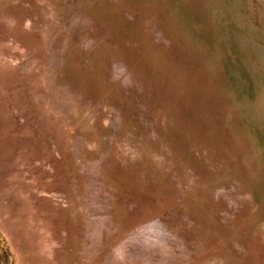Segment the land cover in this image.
<instances>
[{
	"label": "bare ground",
	"instance_id": "6f19581e",
	"mask_svg": "<svg viewBox=\"0 0 264 264\" xmlns=\"http://www.w3.org/2000/svg\"><path fill=\"white\" fill-rule=\"evenodd\" d=\"M42 1L41 2H34L32 0V4H31V1H30V4L33 5V8L36 9L38 13H41V10H43V15H44L45 12L48 10L44 6L51 5L52 8L54 6H53V2L50 0H46L45 1L46 3L44 1L43 2ZM78 1L75 0V2L77 4H78ZM81 1H79V2H81ZM103 1L106 2L107 0H103ZM108 1H111V0H108ZM119 1L120 0H116L115 2L111 1V4H109L107 6V2L105 4L104 3L100 4V0H96V1L95 0H88L87 5H89V7L91 9H93L94 12H96V13L98 12V15H100L101 17H104V19L105 18H106V20H112L113 19L114 22H116L115 24H117V26L119 28H121L122 32L126 33L127 35L129 34L128 37L126 36L127 38H130V35H132L131 39L134 40V43L136 44V45H134V48L139 49V51H140L137 58L141 61V64L146 63L145 62L146 58L147 59L150 58V56L148 55L149 54L148 52H152V53H155L157 55L156 56L157 58L153 59L154 61L150 58L152 60V61L150 60V63H153L152 66L147 63L148 67H150V70H148V74L147 73L143 74L144 76L142 74L138 75L139 77L141 75L143 76L142 80H144L145 78L148 79V81H146L145 84L149 88L148 91L146 90V88H142L143 90H139L140 96L143 95L145 99H146L147 95L149 96L148 100L142 99L140 101H141L142 105H145L147 107V108H145L147 111H149V112H147V114L148 113L152 114L151 111H155V113H157V115H159V114L162 115V117H163L162 131L163 130L165 131V129H166V131L170 129L168 139L167 138H165L166 140L164 139L166 142V145L164 143H162V145H160L159 149H157V148H154L157 146H155V144H153V142H152V149H149V147H146L149 149L148 151L150 152V155L145 154L144 151L140 153V155H139V156H141L140 157L141 158L140 166L138 168H134L133 170L138 171L137 173H139V172L142 173V171H143L142 166L147 165L146 167L150 168L149 173L152 172L153 178H148L144 174L142 175L145 177V179H143V180H144V184L146 185L147 188L146 189H142L141 187H139V188L141 189V191L142 190L144 191V194H143L144 197L141 195H138V194L132 195L134 198L133 199L134 205L132 204L133 206L129 207L127 212L130 214V217L132 214L136 215L138 213V211L141 209V208H139L141 206L139 204L141 202H145L146 200H150L154 204H156V202H158V204L160 205V208H158V206H156L157 209H155L158 212H163L164 210H167L170 208L176 209V206H177L176 211L174 212V210L173 211L170 210L169 214H171L172 216H175V218L178 216H182V218H184L186 221H188V224H191V227H194V225H196V223H198V225L202 226L201 228L199 227L201 230H203V236L201 239L202 242L201 243L199 242V243L201 244L200 246H202L201 249H203L206 254L204 253V254H202V256L200 255L201 256L200 261H203V262L205 261V264H264V12L261 11L264 7V5H263L264 0H232V2H230V0H122V2H120V3H119ZM71 2L72 1L70 0V2H68V3H71ZM84 2H85V0H84ZM4 3H5V0H4ZM82 3H83V1H82ZM82 3H80V4L82 5ZM114 3H117V6H114ZM17 4H18V2H17ZM17 4H16V6H17ZM18 5H20V4H18ZM1 6L3 7V5H1ZM5 6H9V2L7 3V1H6ZM10 7H12V6H10ZM18 7L20 9V6H18ZM18 7H16V8L13 7L12 9L10 8L8 10L9 11L8 13L12 12L15 14V17L17 16L18 20L14 17V19H16V22L17 23L20 22V25L15 24L14 29L16 30V32L14 33V36H13V32L15 30L11 33L12 35L9 34V36H8L7 29L10 30L9 27H11V26L8 25V23H6L7 26H5V22H9L10 20H13V17H11V16L9 17V15H7V13L5 12L6 10H3V9L0 10V20H1L0 21V27H1V29H0V46H2L4 48H5V46H3V44H6L7 43L6 41H9V40H7L8 39L7 36L9 37V39L11 38L10 41L8 42V45H10L11 49H13L12 46L14 47L16 44H18V42L15 41L16 38L19 39L22 33H24V34L27 33L28 29H31V27H32V26L28 25L30 22L25 23V25L27 26L26 27L27 29H25V28L23 29V27H21L22 23L24 24V22L20 18L22 16L18 12V10H19ZM237 7L239 8L240 14L243 16V19L241 18L242 16L239 17V15H240L239 11L237 12L235 10V8L237 9ZM31 8H32V6H31ZM43 8H45V9H43ZM5 9H6V7H5ZM63 9L64 10L60 11L63 16H65V15L68 16V14H71L72 12L74 13L73 8H72L73 10L71 8H69V9L63 8ZM254 9H257L258 11H256L254 13V11H255ZM126 10H131L132 12L136 13L137 16H134V17L128 16V17L124 18L122 16V13ZM24 12H26V11H24ZM255 14H256V16H255ZM54 16H55V13L53 11L48 13V17L53 18ZM87 16L90 19L94 20L93 27L97 28L98 30H102V28L106 25L105 22L101 23L100 18L93 15V13L92 14L89 13ZM13 21H15V20H13ZM157 21L163 22L162 29L160 32L161 35H160L159 40L152 42V33H153L152 28H153V26L156 25ZM11 23H13V22H11ZM85 24L87 25V21H84V25ZM12 26H13V24H12ZM74 26H75V24H74ZM13 27H11L12 30H13ZM47 27H50V26L49 25L45 26V28H47ZM72 27H73V25L72 26L70 25L67 27V31H66L67 34H71L73 32ZM31 33H32V31H31ZM32 34H30L31 35L30 38H28L29 37L28 34H26V36H27L28 40H30L29 44L31 42V45H35L36 44L35 42L36 41L39 42L40 40H37L38 38ZM114 35H115V33H114ZM116 35H117V33H116ZM121 35H123V33ZM26 36H25V38H26ZM39 38H41V37H39ZM18 39H17V41H18ZM119 40H121V39H119ZM14 42H16V43L14 44ZM22 42H23V39H22ZM118 42H119V44H118L119 46L122 47V45H124L120 41H118ZM26 43H27V41H26ZM20 44L22 45V43H19L18 45H20ZM18 45H16L15 48L18 47ZM29 46L30 45H28V47ZM126 46H128V45H126ZM2 47H1V49H3ZM23 47L24 46H21V48H23ZM102 47L103 48H101V49H97V50L95 49L96 55H94V54L90 55V56L87 55L90 59H94L95 57H97L101 60V62L98 60L100 62V64H99V62H94V60H93L95 65H96V63L98 64L96 66V69L99 68V71L96 70L98 77L101 75L100 79L98 78V80H99L98 82H96L97 80L94 81L97 87L99 85L100 91H102L103 89L106 90L107 85L110 86V84H112L113 78L115 77L114 72L120 70V68H118L117 65H114L113 63L109 62L108 60H104V56L107 54H110V55L113 54L117 58V61L119 63H120V61L128 62V61H126L127 60L126 56H128V55L125 56V55L120 54L119 51H116V48H114V47H113L114 49L113 48H107L106 46H103V45H102ZM115 47H117V44L115 45ZM129 47H131V46H129ZM23 49H22V52H23ZM33 49L37 50L34 47H31L30 50L32 51ZM43 49H44V51L43 50L39 51V54L43 53L42 56L45 55V51H46L45 48H43ZM27 50H29V49H27ZM24 51H25V49H24ZM26 51L23 52L24 55H28L31 53V52L26 53ZM8 52H9V50H8ZM10 52H12V51H10ZM20 52H18V54ZM126 52H128V54L134 53L133 50H128ZM3 53H5L3 55H7L6 54L7 50L3 51ZM36 53H38V52H36ZM3 58H4V56L2 58L0 56V62ZM5 58H7V56H5ZM8 58L10 60V58H12V57H10V55H9ZM68 58H70L71 62H73V54L68 55ZM74 59H75V57H74ZM103 61H104V63H103ZM6 63H7V61H6ZM88 66L91 67V65H88ZM163 66L165 69L163 68ZM15 67H18V69H22V68H20V65H16ZM60 68H62V67H60ZM192 68H194L195 71H194V76H192V78H191L190 72L192 71ZM83 69H85V70L83 72L80 71V73H79L80 75L78 77H81L83 80H89V83H90V80H92L93 77L92 78L89 77L90 74H88V72L92 71L91 72V74H92L95 69L94 70H91L92 68L89 70L87 68H83ZM140 69L143 71L142 67H140ZM146 69H147V67H146ZM70 70H72V69H70ZM144 70H145V68H144ZM15 71L13 68L10 69V73L12 76H13V74L17 73ZM76 72H78V71H76ZM98 72L100 75L98 74ZM95 74L93 73V75H95ZM64 75H65L64 73H61V82L64 84L70 83L72 85L73 82H70L66 78H64ZM225 75L228 77V80L225 79ZM13 77H14L13 80H17L15 76H13ZM49 77L54 78L51 76H49ZM66 77H69V76H66ZM50 78H49V83L52 82V81H50L51 80ZM192 80L194 82H196L195 84L200 83L202 86L198 87L194 83H193L194 84L193 85ZM166 81H167V83H165ZM209 82L213 83V85L209 84ZM74 84H75V82H74ZM53 85L56 86V84H53ZM104 85H106V86L104 87ZM76 86L79 88L78 92L82 91L81 89L83 88V86H82V88H80L81 85H79V84ZM114 86L117 87L118 90H119V87H121L126 91V90H128L127 88L130 87L131 85L130 84L128 85L126 83L125 84L122 83L119 87H118V85H114ZM39 87L41 88L42 91H45L46 93L48 92V94H50L49 93L50 90H48V88L45 86V84H44V86L39 85ZM115 87H113V88H115ZM83 89L84 90L82 91V93H83L84 97H82V99H79L80 100L79 103H80V105H82L81 109H84L83 111L85 112V108L86 107L88 108V106H90V102H87V101L89 99L91 100V98H93V97L91 95L92 92H89L88 88H86V85H84ZM159 89L161 92L159 91ZM63 90L65 92H67L69 89L67 90L64 88ZM105 90H104V93H105ZM204 90L206 91L207 94L210 92H214L213 90L216 91V94L212 93V97L215 100L216 99L217 100L219 99V100L218 101H212V102H216L215 106H217V107H212L214 105L211 106L212 102L210 100H212V98L210 100L209 99L206 100L204 98L206 101L202 100L203 102H201V101L197 100V98H195L194 92L195 93H196V91L202 92ZM156 91H159V93H156ZM111 93H112V91H111ZM100 94H101V92H100ZM114 94H113V96L115 97L116 95H114ZM199 94H201V93H199ZM71 95H73V98H74L75 92ZM83 95H81V96H83ZM136 95L137 94L135 91L133 94H130V100L135 99V100H137V103H138L139 97H138V99H136ZM162 95L163 96L166 95V98H161ZM116 97L118 98V96H116ZM174 97L177 98V100L174 99ZM187 98L196 105V109H197V112H195V110L193 112L194 117H195V125H193V126H191V125L189 126V124L184 125L183 121L182 122L178 121L180 119V117L184 121L189 119V118H187L188 116L183 115V112H182L183 110L181 111V109L183 108L182 103H183V101H186ZM220 98H222V99H220ZM231 98L235 99L236 104H234L231 101ZM94 100H96V99H94ZM118 100H120L121 104L123 103V101L121 99H118ZM45 101H46V99H45ZM115 101H117V100H115ZM131 102H133V101H131ZM91 103H92V101H91ZM108 103L111 104L110 101L107 102V105H108ZM124 103H125V101H124ZM118 104H116V106L114 104L113 108H117ZM140 104H139V106H140ZM191 104H190V106H191ZM135 106L137 107L138 104ZM135 106L129 108V109H131L130 112L132 111V109ZM72 107H74V106H72ZM140 107L142 108V106H140ZM123 108H124V106H123ZM75 109L77 110V108H75ZM139 109L140 108H138V110ZM227 109L231 113L230 118L225 116L220 120V122L217 123L218 125L214 126L216 124L217 119L215 121L213 119L217 118V117L221 118L223 116L222 113L219 114L220 113L219 111H226ZM251 109H254V110L252 111ZM91 110H93V109H91ZM98 110L101 111L100 108ZM90 111L85 112V114H89ZM99 111H97L96 113H98ZM115 111H119V109L117 108V109H115ZM198 111H205L204 112L205 114L202 113V116H200ZM3 112H4L3 114L0 113V192L2 193L4 191L2 188V184L7 182L8 179L13 180L14 182L16 181L15 183H12L9 186V190H8L9 193L5 196V198H3V202H2L3 214H4V217H6V222H8L9 220L14 221L13 229H12L13 231H16L19 235H21V233H23L24 231H25V234L29 233L31 235L32 241H34L38 245V248H37L38 253L35 254V256H33L32 258L29 256L27 258H25L24 264H109L111 261L113 262V264H150V262L153 259H155V258L159 259L161 257L160 254H163L162 252H165V254H166V252L169 251V253H168L169 256H171L174 253V252L170 251L171 250V248H169L170 244H167V241L162 240V239H161V241L163 242V244L168 245V246L164 247V246H162V244H160L159 246L164 247L165 250L168 248V251L167 250L166 251L165 250L164 251L163 250L158 251V252H160L159 254H157V252H154L155 249L152 245L153 241H151L152 237H149V236H152V235H150V233L147 234V235H149L148 236L149 238H146L147 241L148 240L150 241L149 243H147L148 245L146 246V249H148L149 252H144L142 250H140V251L136 250L135 251L134 248H136L137 246H135L133 244V241L129 240L125 243L122 241V239L127 237V234H126L123 236L119 235L121 237L116 238L115 241H113L111 243L109 242V244L107 246H102L101 251H100V256H98V258H97V256L94 257V258H97L94 260L95 262L93 261L92 263L91 262L88 263L86 261V254L85 253L87 251H89L90 249H89V244H88L87 239H86L88 237L84 236L87 234V233H85L86 229H85V231H83L84 228L81 227L82 228V232H81V230H79V229L78 230L76 229L77 230L76 231L75 228L70 227L71 219H72L71 212L73 211V209H71L72 211L69 209V206H68L69 203H68V201H66L69 199L67 198L65 200L64 197H62L63 198L62 199L61 197H58L55 195L51 196V194L49 197H48V195H44L46 192L50 193V192H53L52 190H55V191L59 190V188H57V187L60 185V183L57 182L58 177L57 178L54 177L56 179L55 182H53V181L48 182V180H46V178H45V176L48 177V175L46 174L44 176V172L47 169H49V168H47L49 165L48 159H50L49 154L47 153V151H46L47 155L42 153V151H41V149H39V147L29 149V147L24 148L25 147L24 146L20 150H16L15 148H13L14 146L12 147V141L14 140V136L9 135L8 137H2V133H3V131H5V127H8V125H9V123L5 121L7 118L11 119L13 121L14 125L17 122L13 118L14 115H12L11 111H3ZM44 112H46V111H44ZM119 112H121V111H119ZM18 113H19V111H18ZM96 113L94 115H96ZM168 113L173 114L172 116H170V118H171L170 123H169L170 126L167 124V122H169L168 121V118H169ZM6 114H8V115H6ZM77 114H78V112H77ZM53 115H52V117H53ZM74 115H75V113H74ZM35 116L36 115H34V117ZM47 116H49V115H47ZM85 116H87V115H85ZM105 116H107V115H105V112H102V114H97V116L95 117L96 119L99 118L98 120H100V121L97 120L96 122H99L97 125L98 126L97 131L102 132L101 134H103V131H105L104 126L107 125V124L103 125V123H104L103 121H105L103 119L105 118ZM109 116H110V114H109ZM22 117H23V115L21 116V118ZM133 117L134 116H132L131 119H133ZM43 118H44V115H43ZM45 118H47V117L45 116ZM57 118L59 119V117H57ZM101 118L103 121H101ZM27 119L29 120L30 117L29 118L27 117ZM75 119H77V118H75ZM85 119L86 118H84V122L81 121L82 122L81 126L88 124L87 119H86L87 122H85ZM116 119H117V117H116ZM176 119H178V120H176ZM31 120H32V117H31ZM36 120L37 119H35L34 121L36 122ZM51 120H53V119H51ZM191 120H193V119H191ZM191 120L189 119L190 122H191ZM117 121L123 122L122 118L121 119L118 118ZM28 122L26 121L27 124H28ZM57 122H58V120H57ZM52 123H53V121H52ZM52 123H51V125L54 126L55 124H52ZM59 123H61V122L59 121ZM117 123L115 122V126H117L116 125ZM132 123L134 124L135 122H133V120H132ZM44 124L42 125V127H44ZM220 124H223V126H229V128L231 127V129L227 130L226 128H224L222 126H219ZM200 125H202V126H200ZM24 126H26V125L24 124ZM47 126L45 127V129L47 128ZM74 126H75V124H74ZM120 126H122V125H120ZM65 127H67V126L65 125ZM82 127H84V126H82ZM181 127L187 128L188 132H185V133H187L186 135L181 133L182 131L181 132L179 131L181 129ZM201 127H205V128L203 129ZM34 128H35V126H34ZM214 128L217 129L216 132H215ZM37 129H38V126H37ZM37 129H36V132H37ZM48 129H49V127H48ZM54 129H55V127H54ZM123 129H125V128H123ZM129 129L132 132L131 135L129 132L127 133V131H125L123 134L120 135V138L122 136L123 139L118 140L119 142L116 140L117 144H115V145L117 147L123 148L122 150L125 152H127L126 149L128 150L129 146H130V145L128 147L126 146L127 140L128 141L131 140L132 142H134L135 143L134 148H139V150L141 148L145 147L144 145L139 144V142L137 140L138 139L137 136L134 137V135L139 133V130L138 129L134 130L133 128H128L127 130H129ZM55 130L57 131V129H55ZM60 130L61 129H59V131ZM108 130H109V128H108ZM119 130L117 129V131H119ZM213 130H214V132H213ZM53 131H52V134H53ZM82 131L85 133V135L88 132L87 130L85 131L84 129H82ZM162 131L159 132L157 136L163 134ZM29 132L26 131V134H29ZM41 132H43V129ZM60 132H62V131H60ZM73 132H74V130H73ZM43 133H45V132H43ZM89 133H90V131L88 132V134ZM92 133H94V130ZM140 133H141V136L139 137V139L142 138L144 143L148 142V141H145V139L148 138V135H146V132L144 131V132H140ZM156 133L157 132H155V134ZM164 133L166 134L167 132H164ZM39 134H40V136H42L41 133H39ZM99 134H97V136H99ZM82 135H84V134H82ZM91 135H89V137H87V138H88V141H90L91 143L93 142V145L92 144H90V145L94 146V143H96V142L93 139L95 137H94V135H92V136ZM53 136H54V134H53ZM55 136H56V134H55ZM49 137H51V135ZM69 139L70 138H68V140ZM150 139H152V138H150ZM192 139L197 140V142H198L197 147L202 146L204 148L203 153L201 150H200L201 152H199V153H202L201 154L202 158L196 159L197 157H195L193 155V154H195L194 153L195 150H191L190 148L193 149V146H195V143H194V145L193 144L190 145V141ZM60 140L61 139H59L58 141H60ZM68 140L65 139V142L66 141L69 142ZM21 142H22V140H21ZM33 142L35 143V141H33ZM38 142L39 141H37V143ZM53 142H54V140H53ZM114 142L115 141H111V143H109V144L107 143L106 144L107 147L103 148V150L99 149L101 152L98 153V155H96V156H94L96 148L93 147L91 149V148H89V146L86 147L87 144L89 145L88 142L83 143L82 151H84V150L86 151L85 154H87V156H88V162H89V160H91V162H92L95 158L100 159L103 155H105V153H106L105 151H111L110 147H112V144H114ZM124 142H125V144H124ZM27 144H25V145H27ZM51 145H52V143H51ZM55 145H57V143ZM32 146H33V143H32ZM46 146H48V145H46ZM41 147H42V145H40V148ZM59 147H60V145H59ZM61 147H62V145H61ZM69 148H71V146L68 147V149ZM61 149H63V148H61ZM62 151L64 154V150H62ZM69 151H71V150H69ZM36 152H37V154H36ZM57 153H59V152L57 151ZM73 153L71 152V154H73ZM219 153H221V154H219ZM33 154H36V155H33ZM228 154L230 157L227 158ZM106 155H108V154H106ZM59 156H60V154H59ZM66 156H67V154H66ZM170 156L171 157L175 156V157L171 158ZM67 157H66V159L64 158L65 159L64 161L67 160ZM112 157H113V155H112ZM110 159H108L107 161H110ZM200 160H202V162ZM100 161H101V159H100ZM175 161L176 162L178 161V163H175ZM106 162H105V164H106ZM77 163H79V162L77 161ZM54 164L57 165V163H54ZM70 164H71V162H70ZM70 164H68V165H70ZM122 164H123V162H122ZM62 166H64V165H62ZM146 167H143V168H146ZM62 168H64V167H62ZM73 168H75V170L71 168L73 171L78 172V171H76L77 167L74 166ZM96 168H97V166H96ZM106 168L107 167L104 166V168H102V170L106 169ZM68 169H70V166ZM71 169H70V171H71ZM108 169L111 172V174H110L111 178L114 177V173H119L118 170L116 171V170L112 169L111 166H109ZM118 169H119V167H118ZM121 169L124 170L125 168H121ZM39 171H42V172L40 173ZM53 171H54V169L52 170V172ZM73 171H71L70 174ZM104 172L105 171L103 170V175L101 176L102 178H100V177L99 178L101 180H103L102 182H104L105 184H108L107 182H109V181H107L108 179L106 178L107 174H104ZM62 173H64V172H62ZM141 173H139V175H141ZM154 173H155V175H154ZM59 174L61 175V173H59ZM70 174H68V175H70ZM75 174L77 175V173H75ZM53 175L55 176V174H52V177H53ZM126 175H127L128 179H130V180L132 178L134 179V177L136 176V175H131L128 172L126 173ZM139 175H137V176H139ZM50 176H51V174H50ZM64 176H65V174H64ZM94 176H96V175H94ZM159 176H161V177L163 176V178H165V183H163V186L161 184L162 188H160L161 186L160 187L156 186V185H158V184H156V181L159 178ZM59 177H62V176H59ZM103 177L106 181L103 179ZM154 179H156V181ZM52 180H53V178H52ZM88 180H90V179H88ZM17 181H21L22 183L20 186H17L16 188H14L15 187L14 185L17 183ZM92 181H93V179H92ZM124 181H123V179H121L119 184L112 181L111 184L113 187H115V189L113 188L114 192H117V190L118 191L121 190V191L125 192L124 197H127L129 200L130 195H128V194H130L129 192L132 191V188L126 186V181L125 182ZM72 182L75 183L76 181L75 182L72 181ZM67 184H70V183H67ZM67 184L64 183V185H62V186L66 187L65 185H67ZM137 185H138V183H137ZM12 186H13V188H11ZM131 186H133V185H131ZM155 186L159 189H157L156 194H153V193H151L150 189L154 187L153 189L155 190V188H156ZM75 187H76V185H75ZM75 187H73V188L75 189ZM61 188H63V187H61ZM73 188H71L72 191H74ZM136 188H138V187H136ZM147 189H149V190H147ZM76 190H77V188H76ZM72 191H71V193H72ZM88 191H89V189H88ZM113 191L111 194H114ZM138 191H139V189H138ZM43 192H45V193H43ZM63 192L66 193L68 191L63 190ZM153 192H155V191H153ZM57 193L60 194L59 192H57ZM76 194H74V195L76 196ZM157 194H158V196H157ZM64 195H66V194H64ZM145 195H148V196L151 195V196H153V198H150V197L148 198V196L146 197ZM70 197H71V195H70ZM176 197L177 198L180 197L181 200H184V201H182V202L180 201V203L176 202V203L171 205L170 202H172V200L174 201ZM56 198H57V200H56ZM83 198H84V196H83ZM103 198H104V196H103ZM163 198L165 199L164 201L162 200ZM76 200L77 201L79 200V196H78V199H76ZM119 200L120 199H118V200L112 199L110 196L109 202L114 204V205H111V203H110V207L114 206L115 210L110 209L109 211L112 213V215H114V217H111L109 220H107V222H105L106 223L105 225L111 224L112 226L116 227L115 225L112 224L113 222L111 223V220H113V221L116 220V221H118L119 227L121 228V226H122L121 223L128 219L129 216L125 214L126 210L124 212L123 206H127V203H129L131 200L130 201L127 200V203L125 202L124 205H121V202ZM77 201H76V203L78 204L80 201H78V202ZM175 201H177V200H175ZM86 202H87V200H86ZM93 202H95V201H93ZM81 204H83V202H81ZM89 204H87V205H89ZM151 204H148L146 206L147 207L153 206ZM142 205H144V203ZM70 206H71V204H70ZM75 206H73L74 210H75ZM63 208H65V209H63ZM76 208H77V206H76ZM181 209H182L183 213L179 214V210H181ZM155 212L153 211V214ZM86 215H88V214H86ZM161 215H163V214H161V213L158 214V216H160V217H161ZM58 218L61 219V222L58 221ZM73 218H75V217H73ZM78 218H79V216H78ZM147 218H148V216H147ZM80 219H81V217H80ZM31 220L33 221V223L36 222V225L34 224L33 228L30 230L26 229L25 228L26 225L24 223L25 222L26 223L31 222ZM101 220H104V219H101ZM179 220H180V218H179ZM73 221H75V219ZM137 221L139 222V220H137ZM78 223L79 222H77L75 225H77ZM80 223H82V222H80ZM135 223L137 225L136 221H135ZM175 223L176 222H174L173 225ZM59 224L63 225L62 228H60ZM98 224H99V222H98ZM130 224H132V223H130ZM80 225L78 224V228L80 227ZM101 225H103V224H101ZM35 226H36V228H35ZM72 226H74V224ZM102 227L106 228V226H102ZM175 227L176 228H174V227L173 228L177 229V226H175ZM143 229H145V228L143 227ZM194 229H195V227H194ZM87 230H88V228H87ZM90 230H92V229H90ZM105 230H106V233H109V231L107 229H105ZM126 230L127 229H124L125 232H126ZM170 231L171 230H169V232ZM95 233L93 231L91 238L94 237L95 240H98L96 237L97 235H94ZM136 233L134 234V237L138 240L139 239L141 240V235L136 234ZM154 233H155V231H154ZM191 233H189L187 235H189L191 237L192 236ZM224 233H226V238L222 239L221 236H223ZM170 234L171 233H169V235ZM211 234H213L214 237H211V236H213ZM88 235L89 234H87V236ZM100 236H101V234H100ZM193 239L194 238L192 237V240ZM146 240H145V242H146ZM22 245L25 246V243L23 241H22ZM189 246H191V245H189ZM99 247H100V245H99ZM94 249H96V248H94ZM191 250H192V247H191ZM183 252L185 254H188V251H186L185 246H183ZM183 252H181V253H183ZM138 255L141 256L140 260L136 258ZM197 255H198V253H197ZM166 256H167V254H166ZM175 258H177V257H175ZM188 258H189V256L184 257L183 259L189 260ZM87 259H88V257H87ZM88 260H90V258ZM43 261H46V262L43 263ZM166 261L168 264H173V261H171V260L166 259ZM159 262H160V260H159ZM195 263L198 264L200 262L198 260V262H195ZM151 264H153V263H151ZM154 264H156V263H154Z\"/></svg>",
	"mask_w": 264,
	"mask_h": 264
},
{
	"label": "rangeland",
	"instance_id": "374dc122",
	"mask_svg": "<svg viewBox=\"0 0 264 264\" xmlns=\"http://www.w3.org/2000/svg\"><path fill=\"white\" fill-rule=\"evenodd\" d=\"M2 1L0 0V10L1 9L6 10L5 12L7 13V15H9V17L10 16L13 17V20H15V21H13V20L9 19L10 20V21L8 20L9 22H5V26H7L6 23H8V25H10L11 27L14 26L13 30H12L11 27H9L10 30L7 29L8 36H9V34H11L15 30L14 29L15 28V24L16 25H20V22H18V23L16 22L17 16L15 17V14L12 13V12H11L12 14L8 13L9 12L8 10L10 8L12 9L13 7L16 8V7L20 6V9L18 7V9H19L18 12L21 14L22 17H20V18L24 22V24L22 23V26H21V27H23V29L24 28L27 29L26 28L27 26L25 25L26 22L27 23L30 22L28 25L32 26L31 29H28L27 33H25V34L22 33L21 34L20 38L21 37L22 38L21 39L19 38L20 40L18 38H16L15 41L18 42V44L22 43V45L21 44L20 45L16 44V45H18V47L15 48V46H16L15 45L14 47L12 46V48L13 49L15 48V49L14 50L11 49V46L8 45V42L10 41L11 38L9 39V37L7 36V38H8L7 40H9V41L5 40L7 42L6 44H3V46H5V48L0 46V54H1L0 56H1V58L4 56V58L0 62V113L3 114L4 113L3 111H11L12 115H14L13 118L17 122L14 125L13 121L11 119H9V118L6 119L5 118L6 119L5 121L8 122L9 125L7 124L8 127H5V131H3V133H2V137H8L9 135L14 136V140L12 141V147L14 146L13 148H15L16 150H20L24 146H25L24 148L29 147V149L39 147V149H41L42 153H44L46 155H47V153L49 154L50 159H48V164L49 165H48L47 168H49L50 170L47 169L44 172V176L46 174L48 175V177L45 176V178H46V180H48V182H52V181L55 182L56 181L55 178L58 177L57 178V182H59L61 186L59 185L57 187V188H59V190H57V191L52 190L53 192L47 193L45 191L46 193L45 192H43V193H45L44 195H48V197L51 194V196L55 195V196H58V197H61V198L64 197L65 200L68 198L71 201L70 202L69 200H66L69 203V205H68L69 209L70 210L73 209V211L71 210L72 211L71 212L72 219H71L70 227L71 228H75V230L79 229V230H81V232H82V228H84L83 231H85V229H86L85 233L89 234L88 236H87V234L84 235V236L88 237L86 239H87V242L89 244V249H90L89 251H87L85 253L86 254V261L88 263L89 262L92 263L95 259L98 258V256H100V251H101L102 246H107L109 244V242L111 243V242L115 241L116 238L127 234V237L122 239V241L124 243L129 241V240L133 241V244L135 246H137L136 248H134L135 251L136 250L137 251L142 250L144 252H149L148 249H146V246L148 245L147 243L150 242L149 240L147 241L146 238H149V237H152L151 241H153L152 245H153V247L155 249L154 252H157V254L160 253L158 251H162V250L164 251L165 250L164 247L168 246V245H164L163 242L161 241V239L162 240H166L167 244H170V247H169V248H171L170 251L174 252V253L171 256H169L168 255L169 251H168V248H167L166 249L168 251V252H166L167 256H166L165 252H162L163 254H160V255H161V257L163 259L161 257L159 259L155 258V259H153L150 262V264L151 263H153V264L154 263H156V264H168L166 259L173 261V264H196L195 262H198V260L200 262L198 264H205V261L204 262L200 261L202 254L205 253V251L203 249H201L202 246H200L201 245L200 243L202 242L201 239H202V236H203V230L200 229L202 226L198 225V223L195 222L196 225H194V227H195V229H194V227H191V224H188V221H186L184 218H182V216H178V217L175 218V216H172L171 214H169L170 210H172V211L174 210V212H175L176 209H177V206H176V209L170 208V209L164 210L163 212H158L157 210H155V209H157L156 206H158V208H160V205L158 204V202H156V204H157L156 205L153 202H151L150 200H146V201L144 200L145 202H141L139 204V205H141L139 207L141 209L138 211V213L136 215L132 214L131 215L132 218L130 217V214L127 212L128 208L134 205V202H133L134 198H133L132 195L138 194V195L143 196L144 191L143 190L141 191V189L139 187H141L142 189H146L147 188L146 185L144 184V180H143V179H145V177L142 176V175L144 174L148 178H153L152 177L153 176L152 172L149 173L150 168L146 167L147 165L142 166L143 171H142V173L139 172V173H141V175H139V173H137L138 171H134L133 170L134 168H138L140 166V163H141V158H140L141 156H139L140 153L144 151L145 154H147V155L149 154L150 155V152L148 150L152 149V142H153V144H155V146H157V147H154V148H157V149H159V147H160V145H162V143H164L166 145V142H165L166 139L165 138L168 139L169 130H170L169 129V130L166 131V129H165V131L164 130L162 131V124H163L162 115L161 114L157 115V113H155V111H151L152 114H149V113L147 114V112H149V111H147L145 109L147 107L145 105H142V103L140 101L142 99L148 100V98H149L148 95L146 96V99L144 98L143 95L140 96L139 90H143L142 88H146L147 91L149 90V88L145 84V82L148 81V79L145 78L144 80H142V77L144 76L143 74H146V73L148 74V70H150V67H148L147 63L152 66L153 63H150V60L151 59L153 60L154 58H157L156 57L157 55L155 53L148 52L149 53L148 55L150 56L151 59L150 58L149 59L146 58V61H145L146 63H142L141 64V61L137 58V56L139 55L140 51H139V49H135L134 48V45H136V44L134 43V40L131 39L132 35H130V38H127L129 34L127 35L126 33L122 32L121 28H119L117 26V24H115L116 22H114L113 19L112 20H106V18L104 19V17H101L100 15H98V12L97 13L94 12L93 9H91L89 7V5H87L88 4V2H87L88 0H85V2H84V0H82L83 3H82L81 0H79L81 2H79L77 0L78 4L75 2V0H71L72 1L71 3H68V2H70V0H50V1L53 2V6L54 7L52 8L51 5L44 6V7H46L48 9L47 10L48 12L46 11L44 15H43V10H41V13H38L37 10L33 8V5H31L32 4V0H25V1L24 0H5V3H6V1H7V3L9 2V6H5L4 0H2ZM30 1H31V4H30ZM33 1L34 2H41L42 0H33ZM43 1L45 2L46 0H43ZM111 1L115 2L116 0H111ZM111 1L107 2V6L109 4H111ZM17 2L20 5H18ZM106 2L103 1V0H100V4H103V3L105 4ZM120 2H122V0H120L119 3ZM230 2H232V0H230ZM80 3H82V5ZM16 4H17V6H16ZM1 5H3L4 8ZM10 6H12V7H10ZM31 6H32V8H31ZM114 6H117V3H114ZM5 7H6V9H5ZM63 8H68V9L69 8H71V9L73 8L74 9V13L72 12L71 14H68V16L65 15L66 16L65 17L60 12V11L64 10ZM43 9H45V8H43ZM23 10L26 11V12H24ZM235 10L238 12L239 8L237 7V9L235 8ZM254 10H255L254 13L256 11H258L257 9H254ZM51 11H53L55 13V16L53 18L48 17V13L51 12ZM261 11L264 12V7H263V9ZM89 13H91V14L93 13V15L99 17L100 20H101L100 21L101 23L102 22L106 23V25L102 28V30H98L97 28L93 27L94 20L90 19L87 16ZM239 14H240V11H239ZM122 16L124 18L128 17V16L134 17V16H137V14L132 12L131 10H126V11H124L122 13ZM241 16L242 15L240 14L239 17H241ZM255 16H256V14H255ZM14 17L16 19H14ZM241 18L243 19V16ZM84 21H87V25L86 24L84 25ZM11 22H13V23H11ZM12 24H13V26H12ZM74 24H75V26H74ZM47 25H49L50 27L45 28V26H47ZM70 25L71 26L73 25V27H74V28L72 27V29H73L72 33L73 34L72 33L71 34H67L66 33L67 27L70 26ZM162 25H163V22L157 21L156 25L153 26V28H152V30H153L152 42H155L156 40H159L160 35H161L160 32H161V29H162ZM0 29H1V27H0ZM31 31H32L33 34L31 33ZM15 32H16V30L13 32V36H14ZM121 32L123 33L124 36L121 35L122 34ZM114 33H115V35H114ZM116 33H117V35H116ZM26 34H28V36H29L28 38H30V36H31L30 34L35 35V37L38 38L37 40H40L41 42L39 41L40 42L39 43L38 41H36L35 45H31V42L29 44L30 40H28ZM25 36H26V38H25ZM39 37H41V38H39ZM17 39H18V41H17ZM22 39H23V42H22ZM119 39H121V40H119ZM26 41H27V43H26ZM118 41H120L124 45H122V47L119 46L118 45L119 44ZM16 42H14V44ZM116 44H117V47H115ZM28 45H30L31 47H34L37 50L33 49L31 51L30 50L31 47L30 46L28 47ZM102 45L106 46L107 48H113L114 47V48H116V51H119L120 54L125 55V56L128 55V56H126L127 57L126 61H128V62L120 61V63L117 61V58L113 54H111V55L107 54V55L104 56V60H108L109 62L113 63L114 65H117L118 68H120V70L114 72L115 77L113 78V82H112L113 85L112 84H110V86L107 85V89L106 90L103 89L102 90L103 92L100 91L99 85L97 87L95 82H94L95 80H97L96 82H98L99 81L98 78L100 79V77H101L99 72H98V74L100 75L99 77H98V75L96 73L97 72L96 70L99 71V68L96 69V66L98 64L96 63V65H95L94 62H99V61L101 62V60L99 58L95 57V56H94L95 58L93 57L94 59H90L88 57V56L93 55V54L96 55L95 49L97 50V49L103 48ZM126 45H128V46H126ZM21 46H24L23 48L25 49V51L27 49L30 50V51L27 50L26 53L27 52L28 53L31 52V53L28 54V55H24L23 52H25V51H24L23 48H21ZM129 46H131V47H129ZM1 47L3 49H1ZM43 48H45V50H46L45 51V55H44L45 57L42 56L43 53L39 54L40 50L44 51ZM22 49H23V52H22ZM6 50H7V53H6L7 55H3V54H5V53H3V51H6ZM8 50H9V52H8ZM128 50H133L134 53L128 54V52H126ZM10 51H12V52H10ZM18 52H20L21 54L20 53L18 54ZM36 52H38V53H36ZM70 54H73V62H71L70 58H68V55H70ZM9 55H10V57H12V58H10V60L8 58ZM5 56H7L8 59L5 58ZM74 57H75V59H74ZM93 60H94V62H93ZM6 61H7V63H6ZM100 62H99V64H100ZM103 63H104V61H103ZM87 64L91 65V67H89ZM16 65H20V68H22V69H18V67H15ZM60 67H62V68H60ZM140 67H142L144 72L140 69ZM146 67H147V69H146ZM11 68H13L14 71L16 70L15 72H17V73L14 72L15 74H13V73L12 74H13V76L16 77L17 80H13L14 77L10 73V69ZM83 68H87L88 70L91 69V68H92L91 70L95 69L94 72H93L94 74L96 73L95 75H93V73L91 74L92 71L88 72V74H90L89 77H91V78L93 77L92 80H90V83H89V80H83L81 77H78L80 75L79 74L80 71L83 72L85 70ZM144 68H145V70H144ZM163 68H164V66H163ZM70 69H72V70H70ZM76 71H78V72H76ZM194 71H195V69L192 68V71L190 72L191 78H192V76H194ZM61 73H64L66 76H69V77H66L64 75V78H66L70 82H73V84L71 85L70 83H68V84L67 83H65V84L62 83L61 82ZM140 74H142L143 76L141 75L139 77L138 75H140ZM49 76L54 77V78H50ZM49 78L51 79L50 81H52L51 83H49ZM225 79L228 80V77L226 75H225ZM74 82H75L76 85H78V84L81 85L80 88H82V86L84 88V85H86V88H88L89 92H92L91 95H92L93 98H91V100L89 99L87 101V102H90V106H88V108L87 107L85 108V112L90 111L91 109H93V110H91L89 112V114H85V112L83 111L84 109H81L82 105H80V103H79V101H80L79 99H82V97H84V95L82 93V91L84 89L82 88L81 89L82 91L78 92L79 88L74 84ZM122 83H124V84L126 83L128 85L130 84L131 86L128 87L127 88L128 90L125 91L123 88L119 87ZM165 83H167V81ZM193 83L195 84L196 82H194L192 80V84ZM44 84L48 88V90H50V92H49L50 94H48V92L46 93L45 91H42L41 88L39 87V85H43L44 86ZM53 84H56V86H54ZM209 84L213 85V83H211V82H209ZM114 85H118L119 90ZM195 85L198 86V87L202 86L200 83H197ZM105 86L106 85H104V87ZM113 87H115V88H113ZM64 88L67 89V90L69 89V90L67 92H65L63 90ZM104 90H105V93H104ZM111 91H112V93H111ZM134 91L137 94L136 95V99H138V97H139V99H138L139 102L138 103H137V100L133 99L132 97L131 98L133 100H130V94H133ZM159 91H160V89H159ZM159 91H156V93H159ZM213 91L214 92H210L208 94L206 93L205 90L202 91L203 93L201 91H196V93L194 92V95H195V98H197V100H199L201 102L206 101L207 99L210 100L211 98H212V100H210L211 102L212 101H218L219 99L218 100L217 99L216 100L213 99L212 93L216 94V91L215 90H213ZM74 92H75V96H74L75 99L73 98V95H71ZM100 92H101V94H100ZM198 92L201 93L202 95L199 94ZM113 94L118 96V98L116 96L114 97ZM81 95H83V96H81ZM161 98H166V95L165 96L162 95ZM45 99H46V101H45ZM94 99H96V100H94ZM118 99H121L123 101V103L121 104L120 100H118ZM174 99L177 100V98H175V97H174ZM220 99H222V98H220ZM115 100H117V101H115ZM91 101H92V103H91ZM106 101L107 102L110 101L111 104L108 103V105H107ZM124 101H125V103H124ZM131 101H133V102H131ZM231 101L234 104H236L235 99L231 98ZM215 103L216 102H212L211 106L214 105L212 107H217V106H215ZM114 104H115V106H116V104H118L117 108L121 112L115 111V109H117V108H113ZM137 104H138V106L136 107L135 105H137ZM139 104H140V106H142V108L139 106ZM182 104H183V108L181 109V111L183 110L182 111L183 115L188 116L187 118H189L190 120L191 119H193V120H191V122L189 121V119L184 121L181 117H180L179 120L178 119H176V120H178L180 122L183 121L184 125H188V124H189V126L190 125L191 126L195 125V117H194L193 112H194V110H195V112H197L196 105L193 102H191L188 98L186 99V101H183ZM190 104H191V106H190ZM72 106H74V107H72ZM123 106H124V108H123ZM133 106H135L137 109L134 107L132 109V111L130 112L131 109H129V108H131ZM75 108H77V110ZM99 108H100V110L102 112H105V115H107V116H105V118L103 117L104 118L103 120H105V121H103L102 118H101V121L104 122L103 125H106V124L108 125V126L107 125L104 126L105 127V131H103V134H101L102 132L97 131L98 130V126L97 125H98L99 122H96V121L99 118H97V119L95 118L97 116V114H102V112L98 110ZM138 108H140L139 109L140 111L138 110ZM96 110L99 111V112L96 113L97 112ZM251 110L253 111L254 109H251ZM18 111H19V113H18ZM44 111H46V112H44ZM77 112H78V114H77ZM204 112L205 111H198L200 116H202V113L205 114ZM219 112H220L219 114L222 113L223 116L221 118L217 117V118L213 119L214 121L216 119L218 120V121L216 120V124L214 126L218 125L217 123L220 122V120L223 117L226 116V117L230 118L231 113L229 112L228 109L226 111H219ZM74 113H75V115H74ZM95 113H96V115H94ZM109 114H110V116H109ZM6 115H8V114H6ZM22 115H23V117L21 118ZM34 115H36V116L34 117ZM43 115H44V118H43ZM47 115H49V116H47ZM52 115H53V117H52ZM85 115H87V116H85ZM168 115H169V118H168L169 122H167V121L166 122L169 125L170 119H171L170 116H172L173 114L168 113ZM45 116L47 118H45ZM132 116H134L133 119H131ZM27 117L28 118L30 117V119L28 120ZM31 117H32L33 121L31 120ZM57 117H59V119ZM116 117H117V119L118 118H120V119L122 118L123 122L122 121L118 122ZM75 118H77V119H75ZM84 118L87 119L88 122L86 121V119H85V122H87L88 124L82 125V126H84V127H82L81 124H82V122H84ZM35 119H37L36 122L34 121ZM51 119H53V120H51ZM56 119L58 120V122H57ZM132 120H133V122H135L134 124L132 123ZM26 121L27 122L29 121L28 124L26 123ZM52 121H53V123H52ZM59 121L61 123H59ZM98 121H100V120H98ZM77 122L78 123L80 122V123L78 124ZM115 122L116 123L118 122L116 124L117 126H115ZM51 123L55 124V125L53 126V125H51ZM24 124L26 126H24ZM43 124H44V127H42ZM64 124L67 127H65ZM74 124H75V126H74ZM36 125L38 126V129H37ZM45 125L46 126L48 125L46 129H45V127H46ZM120 125H122V126H120ZM34 126H35V128H34ZM200 126H202V125H200ZM219 126H222V127L226 128L227 130L231 129V127L229 128V126H223V124H220ZM48 127H49V129H48ZM54 127H55V129H57V131L54 129ZM108 128H109L110 131L108 130ZM123 128H125V129H123ZM128 128H133L134 130L138 129L139 133L140 132H144V131L146 132V135H148V138L145 139V141H148V142H145V143L143 142L142 138L139 139V137L141 136V133L140 134L137 133L136 135H134V137H136V136L138 137L137 140H138L139 144L144 145L145 147H143V148H141L139 150V148H134V144H135L134 142H132L131 140H129V141L127 140L128 142L126 141V146L127 147L129 145L130 146H129L128 150L126 149L127 152H125V151L122 150L123 148L117 147L115 145V144H117L118 140H122L123 139L122 136L120 138V135L123 134L125 131H127V133L129 132L130 135H131L132 132H131L130 129L127 130ZM201 128L204 129L205 127H201ZM36 129H37V132H36ZM42 129H43V132H45V133L41 132ZM59 129H61L60 131H62V132H60ZM82 129H84L85 131L87 130L88 132L90 131V133L88 134V132H87V134L85 135V133L82 131ZM117 129L118 130L120 129L121 131L119 130L120 131L119 132V131H117ZM73 130H74V132H73ZM93 130H94V133H92ZM26 131H28V132L30 131L31 132V133L29 132L30 135L26 134ZM52 131H53L54 136L52 134ZM154 131L157 132V133L155 134ZM161 131L163 132V134L157 136L158 133L161 132ZM179 131L180 132L182 131L181 133H183L184 135L187 134L185 132H188L187 128H184V127L183 128L181 127V129ZM216 131H217V129H215V132ZM164 132H167L166 133L167 135ZM213 132H214V130H213ZM39 133H41L42 136H40ZM55 134H56V136H55ZM82 134H84V135H82ZM91 134L94 135V137H95L93 139L96 142V143H94V146H92L93 142L91 143L90 141H88V138H87ZM97 134H99L100 137L97 136ZM50 135H51V137H49ZM67 137L70 138V139L68 140ZM58 138L61 139V140L58 141L59 140ZM150 138H152V139H150ZM65 139L68 140L69 142H67V141L65 142ZM21 140H22V142H21ZM53 140H54V142H53ZM33 141H35V143ZM37 141H39V142L37 143ZM111 141H115L116 143L114 142V144H112V147H110L111 151H105L106 152L105 155H103L100 158L102 162L98 158H95L92 162H91V160H89V162H88V156H87V154H85L86 151L85 150L82 151V146H83L84 142H86V143L88 142L89 143V145L87 144L86 147L89 146V148H91V149L93 147L96 148V151L94 153V156H96V155H98V153L101 152L100 150H103V148H106L107 147L106 144L107 143L108 144L111 143ZM32 143H33L34 147L32 146ZM51 143H52V145H51ZM56 143H57V145H55ZM194 143H195V146H193V149L190 148L191 150H195L194 151L195 154H193V155L195 157H197L196 159L202 158L201 154L203 153L204 148L202 146H200L201 148L197 147V144H198L197 140L192 139L190 141V145H192V144L194 145ZM25 144H27V145H25ZM58 144L60 145V147H59ZM90 144H92V145H90ZM124 144H125V142H124ZM40 145H42L41 148H40ZM46 145H48V146H46ZM61 145H62V147H61ZM70 146H71V148L68 149V147H70ZM146 147H149V149L146 148ZM61 148H63V149H61ZM62 150H64V154H63ZM69 150H71V151H69ZM200 150L202 151V153H199V152H201ZM46 151H47V153H46ZM57 151L59 153H57ZM71 152L72 153L74 152L73 153L74 155L71 154ZM36 154H37V152H36ZM36 154H33V155H36ZM59 154H60V156H59ZM66 154H67L68 157L66 156ZM106 154H108V155H106ZM219 154H221V153H219ZM112 155H113V157L114 156L115 157L113 158ZM66 157H67V160L64 161L66 159ZM174 157H171V158H174ZM228 157H230L229 154H228L227 158ZM108 159H110V161H107ZM77 161L79 163H77ZM200 161L202 162V160H200ZM70 162H71V164H70ZM105 162H106V164H105ZM122 162H123V164H122ZM54 163H57V165H55ZM175 163H178V161L177 162L175 161ZM68 164H70V165H68ZM62 165H64V166H62ZM69 166H70V169L72 168L74 170H75V168H73V167L74 166L77 167L76 171H78V172H75V171H73L71 169V171H73L72 172L73 174L71 173L72 174L71 175L70 174L71 171H70V169H68ZM96 166H97V168H96ZM104 166L107 167L106 169H103V170L105 171L104 174H107L106 178L108 179L107 181H109V182H107L108 184H105L104 182H102L103 180L100 179V178H102L101 176L103 175L102 168H104ZM109 166H111L112 169H114L116 171L117 170L119 171V173H114V177H112V178L110 177L111 172L108 169ZM62 167H64V168H62ZM118 167H119V169H118ZM143 167H146V168H143ZM121 168H125V169L123 170ZM53 169H54L55 172L54 171L52 172ZM39 172L41 173L42 171H39ZM62 172H64V173H62ZM127 172L129 174H131V175H136L134 177L135 180L133 178L131 180L128 179V177L126 175ZM59 173H61V175ZM75 173H77V175ZM50 174H51V176H50ZM52 174H55V176L53 175V177H52ZM64 174H65V176H64ZM68 174H70L72 177L73 176L74 177L72 178ZM94 175H96V176H94ZM137 175H139V176H137ZM154 175H155V173H154ZM59 176H62V177H59ZM52 178H53V180H52ZM88 179H90V180H88ZM92 179H93V181H92ZM103 179H104V177H103ZM121 179H123V181L124 180L126 181V186L132 188V191H130L129 192L130 194H128V195H130L129 196L130 197L129 200H128L127 197H124L125 192H123L121 190H119V191L117 190V192L113 191V188L115 189V187L112 186V184H111L112 181L119 184ZM158 179H157V181L159 183L156 181V179H154L156 181V184H158L156 186L160 187L161 184L163 186V183H165V178H163V176L162 177L159 176ZM72 181H74V182L76 181V182L73 183ZM15 182L13 180H11V179H8L7 182L2 184V188H3L4 191L2 190L3 192L2 193L0 192V264H24L25 258H27L28 256L32 258L33 256H35V254L38 253V249H37L38 245H37V243L32 241L31 235L29 233L25 234V231L23 233H21V235H19L16 231H13L12 229H13L14 221L13 220H9V221L7 220L8 222H6V217H4V214H3V209H2L3 208L2 207L3 198H5V196L9 193V191H8L9 190V186L12 183H15ZM21 183H22L21 181H17V183L14 185L15 186L14 188H16L17 186H20ZM64 183L65 184L70 183V184H67V185H65L66 187H64V186H62V185H64ZM137 183H138V185H137ZM75 185H76V187H75ZM131 185H133V186H131ZM162 186L160 188H162ZM61 187H63V188H61ZM73 187H75V189ZM136 187H138V188H136ZM157 187L155 188V190L153 189L154 187L151 188L150 189L151 193L156 194L157 189H159ZM11 188H13V186ZM71 188H73V190L75 192L72 191ZM76 188H77V190H76ZM88 189H89V191H88ZM138 189H139V191H138ZM63 190L64 191H68V192L65 193V192H63ZM147 190H149V189H147ZM71 191H72V193H71ZM112 191H113L114 194H111ZM153 191H155V192H153ZM57 192H59L60 194H58ZM73 193L74 194L77 193L76 196ZM64 194H66V195H64ZM70 195H71V197L73 199L70 197ZM77 195L79 196V200L78 201H80L78 204L76 203V201H77L76 199H78ZM102 195L104 196V198H103ZM83 196H84V198H83ZM110 196H111L112 199H117V200L120 199L119 201L121 202V205H124L125 202L127 203V200L128 201L131 200L129 203H127V206H123L124 212L126 210L125 214L128 215L129 217H128L127 220H125V221H123L121 223L122 224L121 228L119 227L118 221H116V220L115 221L111 220V223L113 222L112 224L115 225L116 227L112 226L110 223H109L110 225H105L106 224L105 222H107V220H109L111 217H114V215H112V213L109 211L110 209L115 210L114 206L110 207V203H111V202H109ZM145 196L147 197L148 195H145ZM157 196H158V194H157ZM149 197L153 198V196H151V195H149L148 198ZM57 198H56V200H57ZM86 200H87V202H86ZM162 200L164 201L165 199L163 198ZM175 200H177V201H175ZM175 200L174 201L172 200V202H170V204L172 205V204H174L176 202L180 203V201L181 202L184 201V200H181L180 197L179 198L176 197ZM93 201H95V202H93ZM81 202H83V204H81ZM143 203H144V205H142ZM70 204H71V206H70ZM87 204H89V205H87ZM148 204H151L153 206L147 207L146 205H148ZM72 205L73 206L76 205L77 208L75 206V210H74V207ZM111 205H114V204L111 203ZM63 209H65V208H63ZM153 211L154 212L156 211V212L153 214ZM160 213L163 214V215H161V217L158 216V214H160ZM180 213H183L182 209L179 210V214ZM86 214H88V215H86ZM78 216H79V218H78ZM147 216H148V218H147ZM73 217H75V218H73ZM80 217H81L82 220L80 219ZM179 218H180V220H179ZM74 219H75V221H73ZM101 219H104V220H101ZM137 220H139V222ZM58 221L61 222V219L58 218ZM135 221L137 222V225H136ZM77 222H79L78 224L79 225L81 224L82 226L80 225V227L78 228V224L75 225ZM80 222H82V223H80ZM98 222H99V224H98ZM174 222H176V223L173 225ZM72 223L74 224L75 227L72 226L73 225ZM130 223H132V224H130ZM24 224L26 225L25 228L30 230V229L33 228L34 224L36 225V222L33 223V221L31 220V222H28V223L25 222ZM101 224H103V225H101ZM59 226H60V228H62L63 225L59 224ZM102 226H106V228H103ZM175 226H177V229H174V228H176ZM86 227L88 228V230H87ZM143 227L146 230L143 229ZM35 228H36V226H35ZM89 228L92 229L94 231V233L96 232L94 235H97L96 237H97L98 240H95L94 237L91 238V235L93 234V231L90 230ZM105 229H107L109 231V233H106ZM124 229H127L126 232L124 231ZM169 230H171V231L169 232ZM154 231H155V233H154ZM135 233L141 235V240L140 239L138 240V239H136L134 237ZM149 233L152 236L147 235ZM169 233H171V234L169 235ZM189 233L192 234L191 237L189 235H187ZM100 234H101V236H100ZM119 235H121V236H119ZM211 235H213V234H211ZM192 237L194 238L193 240H192ZM211 237H214V235L211 236ZM221 238L222 239L226 238V233H224V235L221 236ZM145 240H146V242H145ZM22 241L25 243V246L22 245ZM160 244H162V246H164V247L159 246ZM99 245H100V247H99ZM189 245H191V246H189ZM183 246H185L186 251H188V254H185L183 252ZM191 247H192V250H191ZM94 248H96V249H94ZM181 252H183L184 254L181 253ZM197 253H198V255H197ZM96 256H97V258H94ZM138 256L136 258L140 260L141 256L140 255H138ZM188 256H189V258H188L189 260H184L183 259L184 257H188ZM87 257H88V259L90 258V260H88ZM175 257H177V258H175ZM159 260H160V262H159ZM45 262L46 261H43V263H45ZM109 264H113V262L111 261Z\"/></svg>",
	"mask_w": 264,
	"mask_h": 264
}]
</instances>
